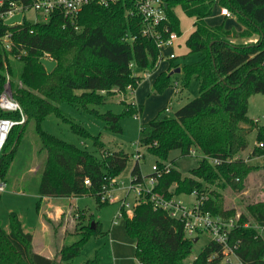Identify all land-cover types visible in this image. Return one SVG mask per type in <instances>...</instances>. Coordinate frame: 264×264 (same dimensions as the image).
<instances>
[{
	"label": "trees",
	"instance_id": "16d2710c",
	"mask_svg": "<svg viewBox=\"0 0 264 264\" xmlns=\"http://www.w3.org/2000/svg\"><path fill=\"white\" fill-rule=\"evenodd\" d=\"M29 4L34 0H21ZM169 32L181 36L180 20L175 12L181 7L186 16L194 18L195 30L186 40L191 54L201 59L181 68L183 87L191 80L199 83V95L178 109L174 116H156L140 127V144L155 155L160 168L173 150L182 157L198 153L200 161L183 177L171 163L169 172L158 176L155 192L170 199L197 192L204 195L205 183H218L242 192L249 174L258 167L237 158L249 148V136L255 132L256 142H264V124L248 117L249 99L264 96V0H164ZM227 8L243 25L242 32L225 29L224 25L210 26L206 18L214 6ZM144 22L134 4L121 1L109 6L89 3L83 7L75 23L66 20L60 11L49 16L47 22L9 27L0 24V34L13 32V46L6 51L0 45V93L7 76L13 94L27 116L26 123L15 126L0 157V179L7 175L19 145L30 125L35 126L40 146L37 153H45L44 164L38 169L39 202L44 198H70L90 195L98 206L105 185L116 179L127 167L128 154L105 148L99 136L65 115L60 105L69 103L105 123V129L122 133L125 117H138L143 106L126 103L121 114L99 112L92 105H103L116 94L135 91L143 80V73L158 68L159 49L154 39L144 34ZM251 43H233V38H250ZM168 34L164 35L166 38ZM56 61L48 72L41 62L46 56ZM21 68L16 72L12 58ZM170 62L153 83L155 93L171 86ZM55 114L83 138H90L99 149L97 156L75 144L54 136L41 123ZM18 118L16 114L0 111V118ZM264 156V149L253 147L249 159ZM210 159H220L214 165ZM131 175H142L139 163ZM89 180L90 185L85 181ZM1 196V195H0ZM203 211L224 217L236 215L223 205L220 194L211 192L202 204ZM125 228L135 242V257L139 264H186L194 238L187 237L184 223L171 218L166 211L155 209L150 196L145 194L131 217L125 215ZM249 219L264 223V201L250 203L241 214L238 224ZM93 218L86 226L80 224V239L63 246L56 257L48 258L33 250V235L25 231V224L16 212L9 214L8 230L0 224V264H71L81 254L92 235L102 234ZM240 241L237 255L243 264H264V234L254 227L237 226L231 232V243ZM223 247L209 241L190 264H221ZM211 259V257H213ZM84 264H102L98 255Z\"/></svg>",
	"mask_w": 264,
	"mask_h": 264
},
{
	"label": "rangeland",
	"instance_id": "374dc122",
	"mask_svg": "<svg viewBox=\"0 0 264 264\" xmlns=\"http://www.w3.org/2000/svg\"><path fill=\"white\" fill-rule=\"evenodd\" d=\"M220 8L223 9V7ZM176 11L180 19L181 30L184 32V36H186L187 32L192 28V19L187 17L182 9L178 8ZM179 41L184 43L183 39ZM183 49H185V46H183ZM197 60L198 56L195 54H186L178 58V61L185 65L193 64ZM12 65H14L18 73L21 64L14 57L12 58ZM147 91L148 84H144L143 88L139 91V95L137 94L136 99H142L141 105L143 106V113L138 117H125L121 121L122 133H113L106 130L105 123L102 120L84 113L75 105L69 103L60 105V109L65 115L72 118L76 123L81 124L91 135L99 136L107 150L123 151L128 154L129 160L126 169L116 179H113L108 185H105L112 194L116 192L114 194L115 199H121L126 196V189L130 185L131 170L136 164L133 153L137 149L144 154V158L139 162L142 175L147 176L151 174L152 167L158 161L157 157L148 152L145 147L142 145L138 146L141 125L156 116L160 118L163 116H174L178 109L199 95V83L195 79L191 80L188 87L183 89L182 100L179 101L175 98L171 106L168 107V111L164 109L159 112L157 111L160 102L157 97H161V93L157 94L152 91L148 93ZM129 93L125 96H123L124 94L118 93L105 104L99 106L92 105L91 108H95L101 113L112 111L115 114H121L125 108L121 103V99L127 102L134 100V93ZM118 95L122 96L120 97ZM248 117L252 120H259L258 123L260 125L264 124V96L262 94L253 95L249 99ZM41 127L48 133L75 144L81 149L97 156L100 155L99 149L94 146L90 138H83L74 133L70 124L64 122L55 114L49 115L41 123ZM249 142V148L240 153V155L248 161L247 163L249 165H255L258 168L254 169L247 177L244 191H235L231 187L222 188L218 183L204 184V197L211 192H216L220 194L226 209H235L239 213H244L246 206L250 203L264 201V156L249 159L252 148L256 143L255 132L250 134ZM39 146L40 142L36 134L35 126L30 125L9 168L6 181L8 184L7 190L0 196L1 226L8 230L9 214L16 212L25 224V231L31 232L34 237L33 250L35 252L46 251V254L49 251L51 252V258H54L61 249V242H63V246H68L78 241L80 235L77 234V231L81 229L80 224L82 223V226H86L89 223V218H93L92 222H98V228L103 233L92 235L84 245L81 254L74 258L71 264H84L96 255H98L102 264H138L135 259L136 245L134 240L126 232L125 219H119L116 224L112 223L113 217L120 209V203L118 202L98 206L92 196L85 195L75 199L72 202L71 208H69L67 202L63 204L66 209L63 215L58 217L44 216L41 218L40 214L44 211L45 206H42V204L39 205V208L37 206L39 202L38 189L40 184V173L37 171L44 164L46 155L45 153H37ZM200 159V156L196 152L195 155L182 157L179 150H173L169 154L167 163H172L183 177H189L190 171L197 167ZM197 197L184 195L181 200L186 204H191ZM128 200L134 205L135 197L133 192L128 195ZM41 219L47 224L48 234H50L49 241H47L46 237L47 232H40L42 225ZM65 226L68 235L61 241L62 230ZM195 239L192 252L186 260V264H190L199 255L210 241V236L208 234H201L198 240ZM221 264L226 263L223 261Z\"/></svg>",
	"mask_w": 264,
	"mask_h": 264
},
{
	"label": "built area",
	"instance_id": "2783aa9c",
	"mask_svg": "<svg viewBox=\"0 0 264 264\" xmlns=\"http://www.w3.org/2000/svg\"><path fill=\"white\" fill-rule=\"evenodd\" d=\"M121 1H127L137 8L138 13L142 16L145 25L144 34L154 39L160 55L158 59V66L160 63L167 59L175 58V54H164V48L171 47L178 38L175 32H169V29L163 24L167 21L166 15V3L164 0H34L29 4L23 3L21 0H0V24H5L9 27L21 26L24 21L33 22L38 21L47 22L50 14L55 11L62 12L64 18L71 23H75L77 17L84 6L89 3H97L103 6H109L111 4L119 3ZM22 15V19L19 22H15L11 25L7 24V21L15 16ZM221 15L230 17L232 14L227 8L221 9ZM168 34L165 38L164 35ZM13 32L8 30L3 34H0V45L6 51H10L13 46ZM45 59L53 60L48 55ZM150 73H147L148 75ZM0 111L16 114L18 118L2 117L0 118V157L3 147L15 126H20L26 123L27 116L23 111L21 104L15 98L13 89L11 87V79L7 76L6 82L3 86V90L0 93ZM168 111V110H167ZM259 122V120H255ZM138 146L140 142L138 141ZM255 147L264 149V142H256ZM253 149V148H252ZM192 155H195V151H192ZM133 158L136 163H139L144 154L139 149L133 153ZM237 158L244 159L241 155ZM245 160V159H244ZM246 161V160H245ZM210 162L214 165L222 163L220 159H210ZM248 162V161H246ZM171 163H164V166L160 168L156 162L152 167V173L144 176H132L130 178V185L126 189V196L121 199H115L114 194L110 190L103 187L100 200L103 203H120V209L114 216L113 223L116 224L119 219L125 218V215L131 217L133 210L138 205L145 194L150 196V201L155 209H161L166 211L168 215L173 219L183 221L184 229L187 237L198 238L201 234H208L210 241H213L223 247V260L226 264H243L237 255L240 241L231 243V232L237 226L244 228L254 227L264 234V223L258 224L252 219L238 224L241 214L237 212L234 216L224 217L221 215H214L209 211L202 210V204L207 199V196L203 195L197 197L191 204L184 203L180 198L174 197L167 199L163 195L156 193L155 187L158 183V176L162 173L169 172ZM86 185H90L89 180L85 181ZM7 182L0 179V195L7 190ZM120 190V187H119ZM134 193L135 203L134 205L128 200V195ZM191 195L198 196L197 192H193ZM211 257V259H213ZM234 259V260H233Z\"/></svg>",
	"mask_w": 264,
	"mask_h": 264
},
{
	"label": "crops",
	"instance_id": "0c3cea01",
	"mask_svg": "<svg viewBox=\"0 0 264 264\" xmlns=\"http://www.w3.org/2000/svg\"><path fill=\"white\" fill-rule=\"evenodd\" d=\"M178 8L181 9V7H177L176 9H178ZM176 9H175V12L177 14ZM231 16L228 17V18L225 17V16H222L221 15V8H220V6L218 4H216L214 6L212 15L209 16L208 18H206V21H207V23L210 26L224 25L225 29H227V30H233L235 32H242L243 29H244L243 25H241L240 23L237 22L235 16H232V17ZM191 19H192L193 25H192L191 30L189 32H187L186 36H184V32H182V30H181L182 35L181 36H178V38L176 39V41L174 42V44L171 47L164 48V54L169 55V54H172L173 53V54H175V58L169 59L167 57L166 60H164V61H162L160 63V65L158 66V68H157L156 71L148 74V77H146V74L147 73L146 74L143 73V80L140 83L139 87L135 91H131V92L129 91L130 93H134V95H135L134 98H133L134 100L131 101V102L125 101L126 103H133V104L141 105L142 99H140V98H138V100H136V99H137V94L139 95V91L141 90V88H143L144 84H148V91H147L148 93H150L151 91L153 93H155V91L153 89V83H154L156 77L161 72L168 70L169 64H170L171 61H173V64L175 66H177L176 68H174L173 70H171V72H175V70L178 69V68L180 69V72H178V73L175 72V73H173L171 75L172 76L171 79H173V80H171L172 84L169 87L171 90L169 88H167L166 90H164V92L161 93V95H162L161 97H157L158 100H160L159 105H158V108H157V111L159 112L162 109H164L165 111L169 110L168 107L171 106V104L173 103V101H174L175 98L178 99L179 101L182 100V94L184 92L183 91L184 88L182 87L183 74L181 72V68L185 64H181L178 61V58L179 57H182V56H185L186 54H191L190 53V49L186 45V40L191 35V33L194 32V30H195V26H194L195 19L194 18H191ZM181 39L184 40V43L183 42L181 43L179 41ZM257 39H258V35H253L250 38H233V39H231V41L233 43L239 44V43H251V42H255V41H257ZM183 46H185V49H183ZM195 55H197V54H195ZM197 56H198V60L197 61H199L201 59V57L199 55H197ZM125 95H123V96H125ZM118 96H120V95H118ZM154 98H156V97H154ZM121 101H123V99H121ZM183 196L184 195L179 196L177 198H180L181 199ZM77 198L78 197H70V198H64V199H62V198H58V199H55V198H44L41 201L42 206L43 205L45 206L44 207V211H42V213L40 214L41 215V218H43L44 216H47V217H49V216L58 217V216L63 215L64 212H66L65 205H63V204H66V202H67L69 208H71L72 207V202H74V200L77 199ZM113 220H114V217H113ZM41 222H42V225H41L40 232H45V233L47 232L46 237H47V241H49L50 234H48L47 224H45V222L42 219H41ZM101 233H103L102 230H101ZM106 233L108 234V232H106ZM66 235H68V234L66 232V226H65L63 228V230H62V234H61L62 239H61V241H63V239L65 238ZM198 239H199V237L196 238V240H198ZM33 241H34V237H33ZM62 247H63V242H61V248ZM37 253H39V254H41V255H43L45 257L51 258V252H49V251L47 252V254H46V251H38ZM137 262H138V260H137ZM138 264H139V262H138Z\"/></svg>",
	"mask_w": 264,
	"mask_h": 264
},
{
	"label": "water",
	"instance_id": "95a60500",
	"mask_svg": "<svg viewBox=\"0 0 264 264\" xmlns=\"http://www.w3.org/2000/svg\"><path fill=\"white\" fill-rule=\"evenodd\" d=\"M21 19H22V15L15 16L14 18L8 20V21H7V24L11 25V24H13V23H15V22H19V21H21ZM31 24H34V23L31 22ZM41 62L44 64V66L46 67V69H47L48 72H51V71L55 68V66H56V64H57L56 61H54V60H49V59H45V58L42 59ZM175 72H176V73L180 72V69H179V68L176 69ZM175 72H171V75H172L173 73H175ZM91 227H92V228L95 227L94 222H92ZM195 240H196V239H195Z\"/></svg>",
	"mask_w": 264,
	"mask_h": 264
}]
</instances>
